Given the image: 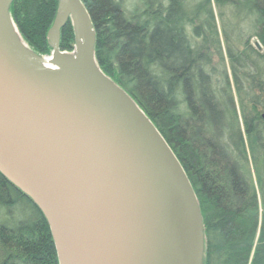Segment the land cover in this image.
<instances>
[{"label":"trees","instance_id":"trees-1","mask_svg":"<svg viewBox=\"0 0 264 264\" xmlns=\"http://www.w3.org/2000/svg\"><path fill=\"white\" fill-rule=\"evenodd\" d=\"M80 1L94 26L96 65L159 130L194 189L203 264H264V53L250 39L234 50L224 38L233 84L227 73L216 76L213 63L214 52L225 59L213 5L248 8L264 51V0ZM59 5L13 0L12 20L38 56L53 52L48 33ZM60 49H76L72 18L61 29ZM0 264H59L44 213L1 172Z\"/></svg>","mask_w":264,"mask_h":264},{"label":"water","instance_id":"water-1","mask_svg":"<svg viewBox=\"0 0 264 264\" xmlns=\"http://www.w3.org/2000/svg\"><path fill=\"white\" fill-rule=\"evenodd\" d=\"M59 1L70 17L58 25L57 14L53 52L38 56L12 20L13 0H0V172L44 213L59 264H203L202 213L182 165L96 65L82 2ZM70 18L76 49L66 53Z\"/></svg>","mask_w":264,"mask_h":264},{"label":"rangeland","instance_id":"rangeland-1","mask_svg":"<svg viewBox=\"0 0 264 264\" xmlns=\"http://www.w3.org/2000/svg\"><path fill=\"white\" fill-rule=\"evenodd\" d=\"M187 1L189 5L195 6L200 0H187ZM213 9L217 15L218 28L220 30V35L222 39L221 47L223 49V53L225 57V59L222 60L220 56L216 52H214L213 48L211 49L214 52L213 63L216 68L215 74L217 77H219L222 80V78L225 77V73H227L230 81L233 84V77L231 74V65H230L229 59L226 56V51H225L226 45L224 42V38L229 41L231 40L234 41L233 42L234 50L243 49L242 44L248 39L251 40V44L256 49V43L258 42V40L256 37L253 36L255 31L254 29L252 30L253 27H251L249 24L251 17L249 15L248 8H235L234 9L229 6H225L222 8V10H220L216 5H213ZM220 12H221V17H220ZM258 51L261 54L264 53L263 48ZM261 61L262 62L259 63L258 65L263 70L264 60H261ZM247 91H250V90H247ZM233 92H234V95L236 96L237 101H239V97L237 96L235 89H233ZM255 93L258 94V91L255 90ZM243 97L245 101L248 102V104L250 105L251 97H246L244 94H243ZM260 111H261V114L263 115L264 110H260Z\"/></svg>","mask_w":264,"mask_h":264},{"label":"bare ground","instance_id":"bare-ground-1","mask_svg":"<svg viewBox=\"0 0 264 264\" xmlns=\"http://www.w3.org/2000/svg\"><path fill=\"white\" fill-rule=\"evenodd\" d=\"M59 18H58V25H61L62 23H64L69 17H70V10L67 9V8H64L62 7V9L59 11V14H58ZM77 30H78V33H79V27H77ZM17 40L21 43L19 37L17 38ZM79 42H81L80 38L78 40ZM42 66L44 68H48V69H51V70H54L53 67H51L50 65H46V64H42Z\"/></svg>","mask_w":264,"mask_h":264}]
</instances>
